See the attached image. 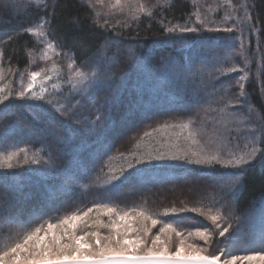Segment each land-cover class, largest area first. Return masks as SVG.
Segmentation results:
<instances>
[{
	"label": "trees",
	"instance_id": "1",
	"mask_svg": "<svg viewBox=\"0 0 264 264\" xmlns=\"http://www.w3.org/2000/svg\"><path fill=\"white\" fill-rule=\"evenodd\" d=\"M139 2L154 5L156 0ZM95 11L102 13L99 17L102 26L92 22ZM104 11L99 6L95 10L90 8L87 0H56L55 18L51 24L54 31L46 27L48 35L45 38L21 32L26 26L39 22L35 10L28 13L21 10L17 14L4 6V0H0V53L3 54L0 56V68L3 69L0 88L5 89V94L11 91L10 99L5 104L12 109L11 114L0 113V143L4 146L0 154L25 148L29 155L39 151L41 160L37 165L22 164L11 170L0 169V173L9 174L0 177V183H11V176L15 175L16 183L23 185L9 210L13 215L19 213L26 216L33 208L43 204L49 194L56 197L52 207L66 204L62 211L71 212L76 207L92 206L96 189L82 195L77 185L97 177V183L102 184L108 168L104 167L101 172V165L107 162L119 168L125 163L121 158L109 161L110 156H130L149 150L175 151L172 145L178 138L179 148L186 150L191 147L183 138L187 132L182 133L179 127L165 125L187 123L197 133L200 146L215 150V137L205 125L216 113L205 112V109L216 107L210 101L223 96L225 92V99L236 100L239 88L235 81L245 72L248 80L245 82L246 96L241 98L244 103L234 107L239 115L245 117L248 127L256 128L260 119H264V0H173L172 7L154 8L151 18L142 17L138 23L129 21L130 26L127 27L124 24L125 16L120 13L105 16ZM245 12L247 20L244 19ZM197 15L201 23H197ZM105 21L108 23L105 24ZM169 21L181 25L188 22L201 31L185 33L182 38L166 36L162 23L166 25ZM203 22H209L212 27H232L233 32H208L204 30ZM215 36L232 39L216 45L211 40ZM105 37L120 42L107 47V55L116 57L119 50V64L114 71L120 74L126 70L127 76L120 100L112 110L116 123L104 131L101 138L86 134L84 125L95 120L98 106L107 95V88L96 92L97 107H93L85 95L72 100V103L80 101L75 116L83 122H76L71 115H61L45 101H23L16 97L21 87L27 85L28 72L41 69L52 76L46 87L49 93H55L53 103L57 97L68 96V63L72 62L74 68L95 63L99 59L97 50L106 47ZM47 41L57 44V47L48 50L49 59H43ZM193 44L197 45L195 49ZM128 47L133 48L134 55H128ZM69 49L75 56L74 61L68 59ZM136 56L145 58L146 69L133 63ZM190 58L192 63H189ZM232 66L242 71L224 75L217 71V68ZM53 68L57 71H50ZM53 84L58 88L53 89ZM40 87L38 78L35 90L39 92ZM139 91H143L145 98L152 101L147 111L121 122L119 117L128 107V101ZM24 103L35 104L38 110H43L55 122L61 142L53 144L51 138L38 131L21 107ZM249 106L254 111L249 112ZM14 122H18V125L13 126ZM146 131L152 135L144 136ZM230 135L238 138L232 141L231 146L238 144L242 148L246 142L245 132L233 129ZM42 144L44 150L40 151ZM49 151L55 165L53 168L43 162L48 158ZM258 164L259 160L248 166L234 206L235 215L247 222L245 233L249 231L248 226L258 230L264 223V173L257 167ZM87 169H93L90 177L86 175ZM233 171L219 165L209 168L178 161L153 162L145 179L123 182L117 203L122 207H144L160 219H171V216L159 214L172 207H191L200 201L207 205L214 197L219 201L216 206H223L227 215L233 207L231 196L227 192H220L217 184ZM3 194L4 190L0 188V196ZM179 216L194 217L211 227L209 221L195 213L185 212ZM180 227L194 230L196 225L185 219ZM105 231L101 230L102 233ZM156 231L158 227L153 229V233ZM214 239L224 240L223 237ZM196 243L203 245V241ZM211 251L219 254L220 246L213 245ZM232 251L234 254H264V248L259 244H238Z\"/></svg>",
	"mask_w": 264,
	"mask_h": 264
},
{
	"label": "snow or ice",
	"instance_id": "2",
	"mask_svg": "<svg viewBox=\"0 0 264 264\" xmlns=\"http://www.w3.org/2000/svg\"><path fill=\"white\" fill-rule=\"evenodd\" d=\"M87 4L94 10L97 6L104 9L105 16L122 14L126 17L124 24L127 27L130 26L129 21L138 23L142 17L151 18L154 15V8L172 7L173 0H156L154 5L141 3L139 0H87ZM4 6L17 14L21 10L24 13L35 10L38 13L39 22L21 29L22 33L27 32L33 36L46 38L48 35L46 27L54 31L51 29V24L55 18L56 0L51 2L49 0H4ZM50 8L51 12H49ZM101 14L100 11H95L92 22L97 26H102L99 24ZM247 18V12H245L244 19L247 20ZM107 23L108 21H105V24ZM197 23H201L199 15H197ZM162 27L166 36L179 38H182L185 33L201 31L200 28L191 26L188 22L181 25L169 21L166 25L162 23ZM203 28L208 32H233L232 27H212L209 26V22H203ZM231 39V37L222 36L211 38L212 43L216 45ZM113 43L120 42L111 37H105L106 47L97 50L99 59L95 63L77 65L75 68L72 62L68 63L67 84L70 85L68 96L57 97L56 102L53 103L55 93H49L46 87L52 76L45 74L41 69L28 72L27 85L21 87L16 97L23 101H45L61 115H71L76 122H83L75 116L80 101L76 100L72 103V100L76 96L85 95L93 107H97L96 92L107 88V95L98 106L99 111L95 120L84 125L86 134L94 135L97 139L101 138L104 131L116 123L112 110L120 100L127 76L126 70L120 74L114 71L119 64L117 58L119 50L116 57L107 55V47ZM153 43L161 42L153 41ZM56 47L57 44L47 41L42 58L49 59L48 50ZM196 47L197 45L193 44V49ZM127 52L129 56L134 55L132 47H128ZM2 55L0 53V56ZM67 55L69 61L75 60L71 49L68 50ZM133 63L139 64L142 69L147 68L145 58L142 56H136ZM189 63H192L191 58ZM82 68L88 70H81ZM50 71L57 70L53 68ZM217 71L224 75L239 72L242 69L232 66L227 69L220 67ZM2 76L3 69L0 68V78ZM38 78L41 82L39 92L35 90ZM247 80V72L236 78L235 82L239 88L236 100L225 99L227 96L225 92L223 96L214 97L210 101L216 107L205 109V112L216 113V116L211 117L205 125V128L215 137V150H206L200 146L196 139L197 133L190 129L189 124L165 125V127H179L182 133L187 132L183 138L190 143L191 147L186 150L179 148L178 138L172 145L175 151L149 150L141 154L132 153L130 156H110L109 161L121 158L125 163L119 168L107 162L101 165V172L104 167L108 168V174L102 184L97 183V177L89 178L87 182L77 185L82 195L96 189V197L90 207H76L71 212L62 211L66 204L52 207L56 197L54 194H49L45 197L43 204L33 208L26 216L19 213L13 215L9 210L16 202L17 192L23 185L16 183L15 175L11 176V183H0V188L4 190V194L0 196V264H264V254H234L232 251L238 244H259L264 248V223L258 230L248 226L249 231L245 233L244 228L247 222L236 216L234 211L248 166L259 160L257 167L264 173V119H260L256 128L248 127L245 117L239 115L234 107L244 103L241 98L246 96L245 82ZM21 83L23 84V76H21ZM52 88L57 89L58 85L53 84ZM10 96L11 91L5 94V89L0 88V113H12V109L5 104ZM151 102L150 99L145 98L143 91L136 92L128 101V107L120 115L119 120L127 122L138 114L146 112ZM21 107L25 109L40 133L46 138H51L53 144L61 142L55 122L43 110H38L33 103H24ZM248 110L254 111L251 106ZM17 125L18 122H14L13 126ZM233 129L245 132L246 142L242 148L238 144L231 146L232 141L238 139L230 135ZM151 135V132L144 133V136ZM3 148V143H0V151H3ZM43 150L42 144L40 151ZM164 161H178L209 168L219 165L234 169L235 171L225 177L222 183L217 184L220 192H227L231 196L233 207L228 214L224 213L223 206H216L219 201L214 197L207 205L200 201L191 207H172L159 214L171 216V219H160L144 207H122L117 203L123 182L145 179L153 162ZM40 162L39 151L29 155L25 148L0 154V169L11 170L22 164L37 165ZM43 162L49 168L55 167L51 151ZM92 171L93 169H87L86 175L90 177ZM8 175V173H0V177ZM185 212L203 217L210 222L211 227L195 220L194 217L181 218L179 214ZM185 219L196 225L194 230L180 227ZM157 227L158 231L153 233V229ZM102 229L106 231L102 233ZM216 237H223L224 240L214 239ZM196 241H203V245ZM213 245L220 246L219 254L211 251Z\"/></svg>",
	"mask_w": 264,
	"mask_h": 264
}]
</instances>
